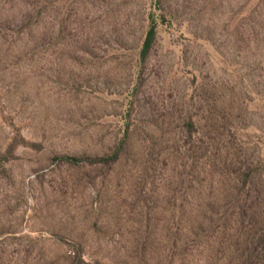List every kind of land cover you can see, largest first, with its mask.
Masks as SVG:
<instances>
[{
	"label": "rangeland",
	"instance_id": "374dc122",
	"mask_svg": "<svg viewBox=\"0 0 264 264\" xmlns=\"http://www.w3.org/2000/svg\"><path fill=\"white\" fill-rule=\"evenodd\" d=\"M263 237L264 0H0V264H264Z\"/></svg>",
	"mask_w": 264,
	"mask_h": 264
},
{
	"label": "trees",
	"instance_id": "16d2710c",
	"mask_svg": "<svg viewBox=\"0 0 264 264\" xmlns=\"http://www.w3.org/2000/svg\"><path fill=\"white\" fill-rule=\"evenodd\" d=\"M157 39H158V33L156 28L150 29L147 33L146 39L143 43V47L141 50V56L144 60H146L154 51L157 44ZM76 160L77 159H75V161ZM262 244L264 245V239L262 240ZM71 264H86L82 256V252L78 251V253L73 258Z\"/></svg>",
	"mask_w": 264,
	"mask_h": 264
}]
</instances>
